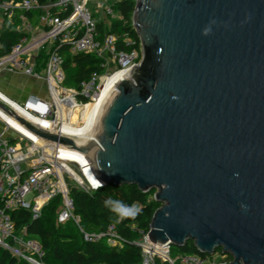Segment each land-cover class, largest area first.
I'll return each instance as SVG.
<instances>
[{"label":"water","instance_id":"95a60500","mask_svg":"<svg viewBox=\"0 0 264 264\" xmlns=\"http://www.w3.org/2000/svg\"><path fill=\"white\" fill-rule=\"evenodd\" d=\"M132 19L141 59L117 83L93 142L0 107L86 152L102 185L154 190L153 242L193 241L204 255L221 247L229 264H264V0H136Z\"/></svg>","mask_w":264,"mask_h":264},{"label":"built area","instance_id":"2783aa9c","mask_svg":"<svg viewBox=\"0 0 264 264\" xmlns=\"http://www.w3.org/2000/svg\"><path fill=\"white\" fill-rule=\"evenodd\" d=\"M121 1L54 0L41 3L40 0H0V27L8 21L26 33L7 54H0V68L37 77L43 74L48 93L47 98L32 94L27 103L21 104L0 90V102L19 115V111L25 114L26 117L21 116L45 131L77 139L79 135L74 132L78 123L84 120L87 106L98 100L115 73H130L141 59L139 36L114 30V24L120 19L117 6ZM35 12L37 19L33 18ZM63 48L71 55L86 52L101 57L104 70L94 72L79 86L64 85ZM77 111L78 118L74 120ZM0 119L11 131L10 136L0 138V246L18 258L45 264L41 242L25 227L17 229L12 214L26 209L32 218H36L43 207L57 197L60 198L59 224L73 222L84 241L122 246L125 239L115 223L91 231L75 212L73 189L93 193L103 186L86 152L37 134L2 107ZM72 163L78 164L80 172ZM30 194L33 195L31 199L28 198ZM136 244L143 253L139 264H156L158 260L165 264H229L233 259L224 252L220 259L199 253H180L173 258V243L153 242L149 230Z\"/></svg>","mask_w":264,"mask_h":264},{"label":"trees","instance_id":"16d2710c","mask_svg":"<svg viewBox=\"0 0 264 264\" xmlns=\"http://www.w3.org/2000/svg\"><path fill=\"white\" fill-rule=\"evenodd\" d=\"M46 3L54 0H40ZM134 0H122L117 6L120 19L114 24L117 32L127 31L138 38L133 27ZM28 16L32 17L31 13ZM26 33L18 30L12 23L5 21L0 27V54H7L13 45ZM45 52V51H43ZM65 57L64 69L68 79L79 86L90 79L94 72L104 70V59L91 53L71 55L66 48L62 49ZM43 55V54H42ZM67 79V76H66ZM72 87V86H71ZM75 212L82 218L85 227L91 231L105 229L108 224L115 223L118 232L124 237L122 246L109 245L104 241H84L73 222L59 224L57 211L60 198L57 197L46 204L41 215L32 218L26 209L14 211L12 216L17 229L25 227L27 232L36 237L45 251V264H139L143 257L142 248L136 244L142 234L150 229V222L155 210L161 203L154 199V192H144L137 185L125 184L116 186L107 184L93 193L73 189ZM111 197L139 209L135 215L120 216L105 204ZM180 253H199L193 241L177 246ZM0 264H34L24 258L16 257L9 249L0 246ZM156 264H165L160 260Z\"/></svg>","mask_w":264,"mask_h":264},{"label":"crops","instance_id":"0c3cea01","mask_svg":"<svg viewBox=\"0 0 264 264\" xmlns=\"http://www.w3.org/2000/svg\"><path fill=\"white\" fill-rule=\"evenodd\" d=\"M0 90L21 104L27 103L32 94L44 98L48 97L43 74L42 76L37 77L4 67L0 68ZM10 135L11 131L0 119V138L8 137Z\"/></svg>","mask_w":264,"mask_h":264},{"label":"bare ground","instance_id":"6f19581e","mask_svg":"<svg viewBox=\"0 0 264 264\" xmlns=\"http://www.w3.org/2000/svg\"><path fill=\"white\" fill-rule=\"evenodd\" d=\"M131 72V71H130ZM128 71H122L115 73L106 83L104 88L102 89V92L100 94V97L98 100L94 103H91L87 106V109L84 110V120L79 122L76 128V131L74 134L79 135L77 139H75L77 145H88L95 139V134L98 129L101 116L103 112L105 111L109 101L113 97V95L116 93L117 89V83L129 76ZM2 94V93H1ZM5 96L4 94H2ZM6 97V96H5ZM20 108L19 106H17ZM19 113L23 115L20 111ZM78 111L74 115V120H77L78 118ZM34 121H37V118H33ZM11 123L14 124L12 120L9 119Z\"/></svg>","mask_w":264,"mask_h":264},{"label":"clouds","instance_id":"9594fccd","mask_svg":"<svg viewBox=\"0 0 264 264\" xmlns=\"http://www.w3.org/2000/svg\"><path fill=\"white\" fill-rule=\"evenodd\" d=\"M209 29H205L207 33ZM105 204L110 206L113 211L117 212L120 216L135 215L139 211L136 206L125 204L120 200H113L111 197L105 200Z\"/></svg>","mask_w":264,"mask_h":264},{"label":"rangeland","instance_id":"374dc122","mask_svg":"<svg viewBox=\"0 0 264 264\" xmlns=\"http://www.w3.org/2000/svg\"><path fill=\"white\" fill-rule=\"evenodd\" d=\"M37 15H38V13L35 12V15L33 16V18L37 19ZM68 73H69V71H68ZM68 73L65 72V74L67 76V79H66L64 85H66V86H74V82L72 80L68 79ZM150 192L153 193L154 190H151ZM32 196L33 195L30 194L28 196V198L31 199ZM222 252L223 251L221 250V247L220 248H217L216 251H215V253L212 254V255H210V258H212V259H220ZM179 254H180V252L178 251L177 246L173 244V249H172V253H171L172 257L173 258H176Z\"/></svg>","mask_w":264,"mask_h":264},{"label":"flooded vegetation","instance_id":"af4514ba","mask_svg":"<svg viewBox=\"0 0 264 264\" xmlns=\"http://www.w3.org/2000/svg\"><path fill=\"white\" fill-rule=\"evenodd\" d=\"M231 256V255H230Z\"/></svg>","mask_w":264,"mask_h":264}]
</instances>
